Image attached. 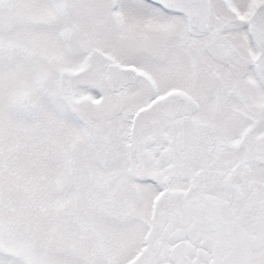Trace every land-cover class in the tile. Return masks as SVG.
Wrapping results in <instances>:
<instances>
[{"label": "snow or ice", "instance_id": "obj_1", "mask_svg": "<svg viewBox=\"0 0 264 264\" xmlns=\"http://www.w3.org/2000/svg\"><path fill=\"white\" fill-rule=\"evenodd\" d=\"M0 264H264V0H0Z\"/></svg>", "mask_w": 264, "mask_h": 264}]
</instances>
